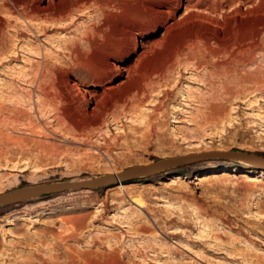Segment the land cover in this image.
Listing matches in <instances>:
<instances>
[{"label": "rangeland", "instance_id": "rangeland-1", "mask_svg": "<svg viewBox=\"0 0 264 264\" xmlns=\"http://www.w3.org/2000/svg\"><path fill=\"white\" fill-rule=\"evenodd\" d=\"M133 7L132 12L144 11V7ZM259 8L244 10L245 16L232 17L223 28L203 29L214 37H224L233 25L237 31L242 29L244 36L238 44L244 46L254 27L264 29V7ZM16 11L14 8L13 14L3 8L0 0V16L12 24L4 26L5 54H0V97L5 99V109L10 106L5 115L0 114V139L1 135L8 137L7 143L0 142V195L50 183L92 179L169 159L166 147L127 151L123 145L125 131H131L133 124L126 120L117 125L102 122L79 140L60 134L59 129L69 131L66 122H32L34 133L29 122H11L10 116L16 115L17 109L37 121L43 97L32 82L46 56L51 71L57 65L62 74H74L83 88L92 84L95 74L73 73L74 63L63 48L67 41L78 39L100 15L93 10L76 17L70 32L49 31L47 38L38 42L25 31L27 24ZM184 12L182 8L178 16ZM147 28L152 27L144 25L135 29L134 35L137 42L154 45L147 61L155 62L177 44L178 35L164 38L163 28L145 33ZM257 43L259 49L251 58L240 56L229 72L214 68L218 61L203 51L197 56L205 58L209 66L187 70L182 77L178 72L171 75L170 88L185 98H207L214 88L221 91L216 102L221 107L218 118L210 121L201 138L195 139L196 144L203 143L201 152L217 148L264 159L263 35ZM134 58L116 65L126 67ZM221 60L228 63L227 54ZM212 72L219 74L215 85L206 80ZM49 76L48 84L54 81L53 73ZM161 84H156V91H160ZM223 85L233 87L230 101L223 100ZM205 106L193 99L169 104L167 132L195 135L200 116L208 113ZM11 109H15L14 114ZM143 109L147 112L151 106ZM43 124L50 128L40 135L38 130ZM42 145L58 151L41 152ZM187 146L181 145L183 154ZM248 171L256 174L247 178L244 174ZM263 174L264 168L244 162L205 159L110 188L42 195L8 209L0 207V264H67L73 254L77 264H82V258H92L93 264H264ZM135 199L142 201L143 208L132 202ZM60 235L69 241L60 243ZM89 253L94 256H87ZM55 259L59 261L53 262Z\"/></svg>", "mask_w": 264, "mask_h": 264}, {"label": "bare ground", "instance_id": "bare-ground-1", "mask_svg": "<svg viewBox=\"0 0 264 264\" xmlns=\"http://www.w3.org/2000/svg\"><path fill=\"white\" fill-rule=\"evenodd\" d=\"M2 1L3 8H6L9 12L14 14L12 12L14 8L17 10V16L27 24L24 28L25 31L29 32L38 42L44 37L47 38L49 31L55 32V34L60 33V31L70 32L75 25L74 20L76 17L90 14L93 10L100 14L78 39L67 41L63 48L68 52L74 63L73 73L87 71L95 74L92 84L83 88L82 83L75 79L74 74H62V68L57 65L53 66V71H51L49 67L51 62L46 56L45 63L38 67L35 79L32 82L34 88H37V92L43 97L37 111L39 113L37 121L22 109H17L18 113L10 116V119L13 120L11 122H29L28 127L33 133L36 128L33 127L32 122H49L51 124L66 122L69 131L59 129L60 134L79 140L78 137L84 136L85 132L102 122H113L117 125V123H123L126 120L133 124L131 131H125L127 133L124 136L125 144L123 145L127 151L133 153L134 149L140 151L153 147H162V149L166 147V150H169V153H167L169 159H174L179 155L188 157L202 154L204 152H201L203 143L196 144L195 139L203 136L205 127L208 126L210 121L218 118L221 108L217 104L219 92L221 93L218 88H214L212 94L207 98H195L190 95L185 98V96L172 90V87L170 88L171 75L178 72L177 74L182 77L187 70L194 71L209 66L205 62V58L197 56L198 52L202 53L203 51L207 56L209 55L218 61L213 65L214 68H223L226 72H229V69L239 62L240 56H245L247 60L251 58L255 51L259 49L257 42L260 36H264L262 27H254V32L246 37V44L240 47L238 43L244 36L241 33L242 29L237 31L233 25H230L228 33L224 37H214L203 29L204 27L223 28L228 26L232 17L245 16L244 10H255L256 7L263 8L264 0ZM133 6L135 8L144 7V11L132 12ZM182 8L185 12L178 16V12ZM6 24L8 26L12 25L0 16V54L5 52L2 48L6 46L4 45L7 36L4 33ZM144 25L155 29L163 28L164 33L162 36L164 38L170 34L178 35L177 44L168 51L167 55L155 62L147 61V58L154 53V45L139 43L135 39V29L142 28ZM152 28H147L145 33H150L153 30ZM87 48L89 51H87ZM223 54H227L228 63L221 60ZM131 56H135V58L128 66L119 67L116 65L117 62L130 60ZM1 62L2 60H0V67ZM50 73H53L54 81L52 80L53 83L48 84L49 80H46ZM118 78H123V80L117 81ZM217 79H219V74L216 72H212L206 78L209 85H215ZM161 82L163 84L160 85V91L158 92L156 91V84ZM87 85L84 84V86ZM222 88L224 89L222 94L225 93L226 95L223 100L230 101L233 87L223 85ZM33 96L34 90L30 94L31 100H33ZM192 99L204 106L207 105L205 109L208 110L207 114L202 113L200 121L197 122L198 131L195 132V135L177 136L169 134L167 132L168 121L171 116L168 109L169 104ZM4 100L0 97V114H4L10 107L5 109ZM221 102L223 103V101ZM148 106H151V109L147 112L144 111L143 108ZM15 107L17 106L15 105ZM49 107L53 108L50 109ZM15 109H11L12 112L10 113H13ZM49 128L48 124H43L42 127H39L38 132L42 135ZM6 137L1 135L0 142L2 144L7 143L8 137ZM130 139H135V142L133 143ZM180 141L183 143L180 144ZM182 144L188 145L186 154L180 151ZM207 147L206 149H208ZM40 149L41 152H49L50 154L58 151L55 147L44 145ZM216 149L208 152L223 151ZM152 164L155 163L151 162L144 166ZM25 165L30 166L27 163ZM122 172L109 175H117ZM254 174L256 172L248 171V173L245 172L244 176L250 178ZM132 202L143 208L142 201ZM61 226L63 225L61 224ZM57 240L60 243H65L69 241V238L60 235ZM92 255V253L87 254L91 257ZM75 257L74 254L71 255L67 260V264H77L78 262L76 263L77 260H75L77 257ZM56 259L53 262L59 261V259L58 261ZM93 263L92 258L91 260L82 258V264ZM28 264L33 263L28 261Z\"/></svg>", "mask_w": 264, "mask_h": 264}, {"label": "water", "instance_id": "water-1", "mask_svg": "<svg viewBox=\"0 0 264 264\" xmlns=\"http://www.w3.org/2000/svg\"><path fill=\"white\" fill-rule=\"evenodd\" d=\"M205 159H223L247 163L249 165L264 168V159L237 152H214L191 155L188 157L163 160L149 166H139L124 170L117 175H105L92 179L80 181H67L61 183H50L29 188L15 190L0 195V207H11L22 204L29 199L37 198L42 195L63 194L69 192L96 191L101 188H110L112 186L131 182L132 180L153 175L177 165L187 164Z\"/></svg>", "mask_w": 264, "mask_h": 264}]
</instances>
